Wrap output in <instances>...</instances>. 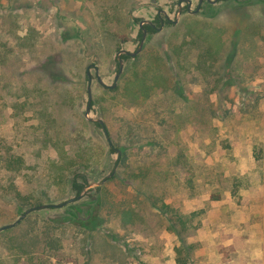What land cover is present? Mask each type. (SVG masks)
Masks as SVG:
<instances>
[{
  "label": "rangeland",
  "instance_id": "374dc122",
  "mask_svg": "<svg viewBox=\"0 0 264 264\" xmlns=\"http://www.w3.org/2000/svg\"><path fill=\"white\" fill-rule=\"evenodd\" d=\"M198 2L0 0V227L57 204L0 231V264H264V0Z\"/></svg>",
  "mask_w": 264,
  "mask_h": 264
},
{
  "label": "trees",
  "instance_id": "16d2710c",
  "mask_svg": "<svg viewBox=\"0 0 264 264\" xmlns=\"http://www.w3.org/2000/svg\"><path fill=\"white\" fill-rule=\"evenodd\" d=\"M161 15H158L157 18L155 20L152 21V24H149V23H146L144 24V28L147 29V32L149 31H155L156 28L154 27V23L157 25H161V18H160ZM167 23H170L172 22L171 20H168L167 18L165 19ZM143 28H140V36L141 38L143 37ZM121 57L126 60L128 58H131V56L129 54H122ZM117 61H118V64H119V60L117 58ZM88 77V76H87ZM111 89H115V88H111ZM97 125L99 126H103V123H100V122H96ZM111 154H113L114 156H116V164H119L123 159H124V155H125V152L124 150H122V148L120 149L119 147H117L116 144H110V150ZM87 183H88V178L86 175L84 174H78V173H74L73 174V177L71 179V185H72V188L73 190L75 191L76 193V198L78 199L84 192L86 186H87ZM97 191L101 190L102 189V186H98L96 187ZM76 199V200H77ZM94 201V200H93ZM76 208V207H75ZM68 213L69 215H72V216H76L78 218L81 217V215L83 216L82 218H87L88 220L91 219V224H86L84 223V219L82 221L83 223V226L87 229H90V230H94L98 225H100L102 223V219H101V215L99 214H94L92 211H88V210H84L83 208H79V209H76V210H72V211H69L68 210ZM81 218V219H82ZM178 220H175L173 222L174 224V229L176 231V233L180 236V240H181V248L184 250V251H181V250H178V253L180 255L183 254V252H186L187 254L190 253L189 249H191V247H193L192 245H186L185 244V239L183 237H181V234L183 233V227L182 229L178 228V225H181L184 224V230L187 231L189 228L185 225L186 222L185 220H183L182 216H177ZM191 221V220H190ZM192 225V223H191ZM196 227L194 225H192V229H195ZM188 247V248H187ZM181 263L185 264L187 260H184L182 261L180 259Z\"/></svg>",
  "mask_w": 264,
  "mask_h": 264
},
{
  "label": "water",
  "instance_id": "95a60500",
  "mask_svg": "<svg viewBox=\"0 0 264 264\" xmlns=\"http://www.w3.org/2000/svg\"><path fill=\"white\" fill-rule=\"evenodd\" d=\"M181 1H188L189 2V7L192 4V0H181ZM216 1H218V0H211V2H216ZM160 11H162L169 18V16L166 13V11H164V10H160ZM196 11H198V10H196ZM181 12H182V6L179 7V13H181ZM175 22H177V21H175ZM145 23L152 24V21L151 20H142L140 22V27L143 28L144 33H143V37H142V40L140 42V45H139V48L137 49V51L136 52H130V51L126 50V49H122V50H120L118 52V60H119L120 68H119V71L117 72V74L115 75L114 83L112 85H108L110 88H115L117 86L118 80H119V78H120V76H121V74L123 72L124 59L121 57V55L122 54H129L130 56H136L137 54H139L141 52V50L143 48V45H144V39H145L146 34H147V30H146V28H144V24ZM162 26L159 29H161ZM88 78H89V81L91 82L92 81V76L89 73H88ZM97 78H98V80H99V82L101 84L105 85L104 82H103V80H102V78L99 75L97 76ZM88 92H89L90 100L88 101V104H87L86 116L91 121L103 123V121L101 119H99V118H93V117L90 116V112H91V101H92L91 100V96H92V87H91V85L88 87ZM109 142H110V144H112V142H111L110 139H109ZM110 176H111V174H109V177ZM105 181H106V179H104L103 181H100V182L95 183V185H97V187L98 186H102ZM66 203L67 202H64L62 205L66 204ZM49 206H57V204H41V205H37V206L31 207L28 210H26L25 213L18 220H16L15 222L1 226L0 227V231H2L4 229L11 228V227H14L17 223H19L32 210L46 208V207H49Z\"/></svg>",
  "mask_w": 264,
  "mask_h": 264
},
{
  "label": "flooded vegetation",
  "instance_id": "af4514ba",
  "mask_svg": "<svg viewBox=\"0 0 264 264\" xmlns=\"http://www.w3.org/2000/svg\"><path fill=\"white\" fill-rule=\"evenodd\" d=\"M203 1L204 0H199V2H198V5H197V8H196V10H199L200 8H201V6H202V4H203ZM209 2H211V0H208ZM188 5H189V2L188 1H185ZM217 2V1H216ZM195 10V11H196ZM160 18H161V26L163 25V24H165V19L167 18L168 20H170V17L168 18L166 15H164V16H160ZM146 24V23H145ZM160 26V27H161ZM154 27L156 28V29H158V27H157V25L154 23ZM159 27V28H160ZM141 28V27H140ZM147 30V29H146Z\"/></svg>",
  "mask_w": 264,
  "mask_h": 264
}]
</instances>
